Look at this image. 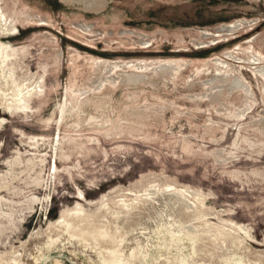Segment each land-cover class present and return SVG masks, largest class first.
<instances>
[{
  "label": "rangeland",
  "instance_id": "374dc122",
  "mask_svg": "<svg viewBox=\"0 0 264 264\" xmlns=\"http://www.w3.org/2000/svg\"><path fill=\"white\" fill-rule=\"evenodd\" d=\"M0 16V264H264V0Z\"/></svg>",
  "mask_w": 264,
  "mask_h": 264
},
{
  "label": "bare ground",
  "instance_id": "6f19581e",
  "mask_svg": "<svg viewBox=\"0 0 264 264\" xmlns=\"http://www.w3.org/2000/svg\"><path fill=\"white\" fill-rule=\"evenodd\" d=\"M14 25H12V23H7V21H5L1 16H0V36L3 35H8L11 33H14ZM2 50L0 49V72H1V68L7 63L5 61V59L2 57ZM13 77L12 73H8V72H4V80L1 81V83H8L10 84V79ZM141 79V78H140ZM139 79V80H140ZM17 82V81H16ZM16 82H14V84H16ZM240 82L238 80H236L234 82V84L232 85V87H235L239 84ZM169 187L174 190H177L180 194L177 195H172V194H163L161 196V198H157L156 195L154 196V194L156 193L155 190H152L151 192H146L144 193V195H147L151 200H153V198L155 197L156 200L154 199L153 202L151 201V206H156L159 209H161V207H164L165 203L166 204V208H169V205H173L174 207H187L189 208V216H191L194 219H201L204 215V213H199L195 210H192L194 208V205L192 204L193 201H197L200 200L201 197L199 196L198 193H196L194 190L186 189L181 187L180 189H177V187H173V185H169ZM189 197V202L186 200V198ZM191 201V203H190ZM126 206V205H125ZM192 208V209H191ZM180 230L184 231L185 233H192V231L194 232V227H192L191 225L188 226H182L179 225Z\"/></svg>",
  "mask_w": 264,
  "mask_h": 264
}]
</instances>
